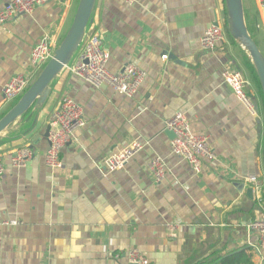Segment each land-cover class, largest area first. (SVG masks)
<instances>
[{
  "label": "crops",
  "instance_id": "0c3cea01",
  "mask_svg": "<svg viewBox=\"0 0 264 264\" xmlns=\"http://www.w3.org/2000/svg\"><path fill=\"white\" fill-rule=\"evenodd\" d=\"M8 1L0 0V9ZM78 2L51 0L0 25V103L10 78L33 73L30 52L43 35L58 47ZM243 7L249 34L264 55L258 0H243ZM224 18V0L95 1L86 34L99 32L107 69L115 73L134 64L144 79L132 98L108 86L96 89L68 70L75 54L50 84L43 106L32 107L0 135L6 164L17 148L34 154L24 168L7 166L0 179V222H17L0 226V264H128L132 249L148 264H209L249 249L252 264H264V250L254 249L253 226L264 219L258 80L230 38L213 52L200 43L204 31L223 25ZM226 68L240 71L252 87L255 114L223 83ZM64 98L81 105L85 125L61 151L63 168L51 170L44 163V132ZM5 107L0 113L12 106ZM178 112L193 133L207 138L216 157L198 174L170 149L165 122ZM134 141L143 149L124 168L107 172L108 155ZM156 158L166 169L160 182L148 170Z\"/></svg>",
  "mask_w": 264,
  "mask_h": 264
},
{
  "label": "built area",
  "instance_id": "2783aa9c",
  "mask_svg": "<svg viewBox=\"0 0 264 264\" xmlns=\"http://www.w3.org/2000/svg\"><path fill=\"white\" fill-rule=\"evenodd\" d=\"M50 1L9 0L0 9V25L14 18L30 15L36 7L44 6ZM121 1L131 5L137 0ZM258 5L264 25V0H258ZM226 38H230V36L227 33L225 23L223 25L212 24L203 33L200 41L201 47L206 52H213L218 44L225 42ZM55 49L56 47L48 35H43L38 40L29 57V64L33 73L16 75L3 85L0 108L24 94L44 65L52 58ZM163 58L165 59L166 56ZM107 62L108 54L102 48L100 34L98 31L92 30L88 35L85 33L83 42L76 52V60L68 67V70L96 89L108 86L116 94L132 98L141 85L145 73L134 64H127L120 71L112 73L107 69ZM33 75H35L34 78ZM222 80L249 112L255 114L256 110L252 98L247 95L246 91L248 82L243 74L238 70L226 68L222 73ZM48 125L49 132L46 137L48 146L44 153V163L51 170L61 169L63 168L60 159L61 151L70 144L75 133L85 125L81 105L70 98H64L51 112ZM165 128L174 134V138L170 142L172 154L187 162L194 173L200 172L204 162H213L216 159L214 151L207 143V138L190 130L189 121L184 114L180 112L174 114L165 122ZM142 149L143 145L134 141L122 150L109 154L104 162L105 170L112 173L124 168ZM33 157L32 150L27 146L14 150L7 161L8 164L0 157V179L5 175L7 166L16 170L24 168ZM148 170L156 182L163 179L166 171L164 163L158 158L149 162ZM253 183L258 185L257 182ZM16 224V221L0 222V226ZM253 226L257 231V242L254 249L260 253L264 250V219L255 222ZM127 263L148 264V261L140 251L132 249L127 253Z\"/></svg>",
  "mask_w": 264,
  "mask_h": 264
},
{
  "label": "water",
  "instance_id": "95a60500",
  "mask_svg": "<svg viewBox=\"0 0 264 264\" xmlns=\"http://www.w3.org/2000/svg\"><path fill=\"white\" fill-rule=\"evenodd\" d=\"M96 0H79L72 23L52 58L44 65L34 81L18 99V101L0 118V135L17 119L24 116L32 107H41L50 93V84L59 73L70 63L85 37L86 29L91 21ZM224 23L227 33L247 55L258 80L264 101V55L257 43L249 34L243 7V0H224ZM217 25V23H214ZM49 125L46 127L44 137L48 136ZM173 140L174 134L167 132Z\"/></svg>",
  "mask_w": 264,
  "mask_h": 264
},
{
  "label": "trees",
  "instance_id": "16d2710c",
  "mask_svg": "<svg viewBox=\"0 0 264 264\" xmlns=\"http://www.w3.org/2000/svg\"><path fill=\"white\" fill-rule=\"evenodd\" d=\"M248 30L250 32V29H248ZM251 37L253 38L252 35H251ZM253 40H254V38H253ZM246 63L249 64L251 70H253V67L250 64V62H248V59L246 60ZM260 95L262 96L261 91H260ZM200 264H206V263H200ZM209 264H252V262H251V255L249 253V249H243L240 251L233 252L232 254H230L228 256L219 257L216 260H214L213 262H210Z\"/></svg>",
  "mask_w": 264,
  "mask_h": 264
},
{
  "label": "rangeland",
  "instance_id": "374dc122",
  "mask_svg": "<svg viewBox=\"0 0 264 264\" xmlns=\"http://www.w3.org/2000/svg\"><path fill=\"white\" fill-rule=\"evenodd\" d=\"M35 79V78H34ZM32 83V82H31ZM248 88H250L252 91H253V89H252V87L250 86V84H248L247 86H246V91H247V95L249 96V97H252L249 93H248ZM22 96V95H21ZM20 96V97H21ZM19 97V98H20ZM18 98V99H19ZM18 99H16V100H14V101H12V102H8V103H6L5 105H6V109L11 105V106H13L17 101H18ZM3 111L0 113V118H1V116L3 115Z\"/></svg>",
  "mask_w": 264,
  "mask_h": 264
}]
</instances>
